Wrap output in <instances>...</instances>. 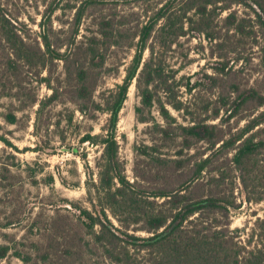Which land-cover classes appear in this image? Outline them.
<instances>
[{
	"label": "rangeland",
	"instance_id": "rangeland-1",
	"mask_svg": "<svg viewBox=\"0 0 264 264\" xmlns=\"http://www.w3.org/2000/svg\"><path fill=\"white\" fill-rule=\"evenodd\" d=\"M53 1L0 0V16L7 14L22 29L19 33L25 41L45 49L41 22ZM167 1L94 0L91 3L89 0H58L57 9L46 24V32L52 48L70 56L71 69L78 63L101 66V57L93 60L91 54L92 46L99 47L104 66L95 70L93 78L96 83L90 80L96 85L93 98L99 101L103 91L108 92L123 82L125 69L136 51L139 29ZM174 9H179L177 3ZM79 12L82 18L78 24ZM230 14L235 17L233 24L227 20ZM178 15L165 32L160 28L164 22L160 21L149 40L156 54L165 59L166 66L177 70L179 78L184 77V85L188 81L197 82L192 91L184 86L181 93L182 100L191 106L192 115L171 108L172 114L180 123L189 124L194 116L217 124L216 138L229 139L264 111V105L258 106V98L249 99L236 115L229 117L221 101L222 97L230 96L232 100L239 93L250 90L264 96L263 31L253 20V9L243 3H231L222 12H210L205 20L194 10L186 16L183 12ZM250 17L253 19H248ZM199 26L204 30L199 31ZM0 53H4L2 45ZM149 55L147 49L145 59ZM3 63L1 60L0 90L6 95L0 97V249L8 246L9 250L0 257V264H83V261L114 264L99 251L90 252L89 235L77 219L78 210L64 200L69 198L93 209L86 190L85 162L97 180V164L104 147L102 144L82 143L81 138L87 132L105 134L109 115L98 111L96 117L91 118L80 111L74 92H67L64 60L57 59L48 68L37 65L31 69L19 64L12 71ZM224 66L227 73L221 70ZM44 77H49L51 85L61 94L58 100L41 107L40 102L53 93L42 81ZM232 84L239 86V92ZM140 100L136 86L132 84L120 112L117 132L119 156L126 175L131 181L138 180L149 187L164 185L173 188L188 177L190 167L189 163L179 167V162L173 160L182 157L192 162L213 152L223 141L217 139L216 147L207 140L196 141L190 148L183 146L181 138L161 141V135L157 134L155 141L152 124L137 120L135 107ZM218 108L219 114L214 116ZM9 112L16 114L15 123L5 119ZM153 116L167 125L157 108ZM251 132L256 133L257 139L264 140V118ZM143 144H157L159 150L156 154L173 160L161 164L142 155L140 147ZM73 147L86 152V160L73 153ZM234 152L235 149H230L217 156L212 166L220 165L229 174L219 189L229 194L233 192L237 203L241 204L232 211V227H246L250 231L257 216L264 217V201H247V191L232 162ZM208 172L203 181L205 185L197 194L218 189L215 183L208 182L215 171L208 169ZM50 174L55 176L53 185L47 184ZM107 212L117 226H122L112 212ZM140 228L142 223L133 224L129 231L138 236L150 235ZM16 252L31 254L33 259L25 262L15 255ZM44 252L50 254L48 261H43L39 255Z\"/></svg>",
	"mask_w": 264,
	"mask_h": 264
},
{
	"label": "trees",
	"instance_id": "trees-1",
	"mask_svg": "<svg viewBox=\"0 0 264 264\" xmlns=\"http://www.w3.org/2000/svg\"><path fill=\"white\" fill-rule=\"evenodd\" d=\"M57 1L48 6L42 17L45 49L25 41L19 33L22 29L13 23L7 14L0 16V45L4 48V53H0V61L4 60L5 67L12 71L17 69L19 64L27 65L31 69L37 65L48 68L55 60H64L67 65V92H74L80 111L91 118H95L98 111L109 115L105 134L87 132L81 138L82 143L102 144L104 147L97 164V180L91 167L85 162L86 190L93 209L64 198L71 208L78 210L77 219L89 235L90 252L95 253L97 250L114 264H264V217L257 216L250 231H247L246 227H232V211L238 209L241 204L237 203L233 192L229 194L219 189L229 174L224 172L220 165L212 166L217 156L235 149L232 162L247 191V201H264V140L257 139L256 133L251 132L263 120L264 111L226 140L219 138L220 136L216 138L217 124L198 120L194 116L189 124L178 122L171 108L192 115L191 106L182 100L181 93L184 86L188 91H192L197 82L188 81L184 85V77L179 78L177 70L166 66L163 56L156 54L154 47L149 44L160 21L164 22L160 28L165 32L172 27L179 12L186 16L190 10H194L205 20L208 13H215L217 10L222 12L235 2L253 9L255 19H248H253L264 34V0H168L139 29L136 35V51L125 69L123 82L108 92L103 91L99 101L93 98L96 85L90 83V80L96 83L93 78L95 70L104 66V57L99 47L92 46L91 54L93 60L101 57V66L78 63L74 69L69 68V55L52 48L46 24L57 9ZM176 3L179 9L174 11ZM212 6L214 7L209 10ZM233 17L232 14L227 17L230 24L235 23ZM81 18L82 13L79 12L77 23ZM198 30L203 31L204 28L199 26ZM147 49L150 55L145 59ZM221 70L227 73L225 66ZM42 81L53 90L48 98L40 102L41 107H44L58 100L61 93L51 85L49 77H44ZM132 84H135L141 98L135 107L137 120L152 124L151 133L155 141L157 134L161 135V141H176L181 138L185 148L192 147L196 141L207 140L213 147H216L217 139L223 141L217 149L213 148V152L192 162L182 157L175 160L164 158L156 154L159 150L157 144H143L140 147L141 154L150 156L161 164H167L169 160L179 162V167L189 163L188 177L173 188L164 185L149 187L141 181H131L126 175L125 165L119 156L117 132L120 112ZM232 85L233 89L238 91L239 86ZM8 93L10 94V91ZM4 95L6 94L0 90V97ZM256 98L259 99L258 106L264 105V96L256 90L241 92L232 100L230 96H225L221 101L223 107H226V112H229L228 116L233 117L246 101ZM33 101H37L36 96ZM155 108L167 125L155 119ZM219 110L216 109L214 116L219 114ZM5 119L9 123H15L17 116L14 112H9ZM72 152L86 160V152H79L76 147L72 148ZM208 169L216 173L209 176L208 182L215 183L218 189L197 194L201 186L205 185L203 181L205 175L209 174ZM61 180L65 181L63 178ZM47 181L48 185H53L55 176L50 174ZM259 187L262 189L259 190ZM108 210L122 226H117L112 221ZM138 223H142L140 229L150 232V235L138 236L129 231L131 225ZM8 250V246H2L0 257H4ZM15 255L25 262L33 259L31 254L16 252ZM39 255L43 261H48L50 257L46 252ZM84 262L81 263L98 264Z\"/></svg>",
	"mask_w": 264,
	"mask_h": 264
}]
</instances>
